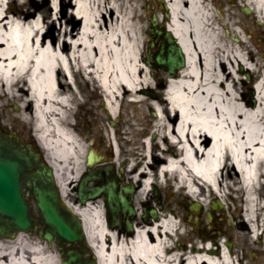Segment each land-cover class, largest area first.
Masks as SVG:
<instances>
[{
    "label": "bare ground",
    "instance_id": "6f19581e",
    "mask_svg": "<svg viewBox=\"0 0 264 264\" xmlns=\"http://www.w3.org/2000/svg\"><path fill=\"white\" fill-rule=\"evenodd\" d=\"M13 1L0 0V91L18 98L24 113L29 109L25 105L30 106L25 122L35 126L63 197L68 184L58 161L75 159L80 165L86 152L73 129L78 125L72 119L78 72L101 88L106 116L124 124L123 132L115 131L113 164L121 161L118 137L125 134L123 179L135 188L136 212L145 208L131 221L134 232L123 219L111 226L100 200L69 204L84 221L98 264H243L235 250L199 234L201 212L215 192L235 203L243 196L244 212L237 204L219 208L220 220L235 222L227 240L235 237L264 251L253 241L264 219V68L232 17L248 8L264 27V0H224L236 7L226 8L224 17L219 8L216 16L215 0H167L169 29L187 62L178 77H169L164 94L151 89L152 66L146 61L155 63V58H141L147 51L141 47L140 20L131 6H124L126 0H70L71 13L58 36H45L46 28L59 18L61 2L69 0H48L55 13L51 21L47 10H34L31 3L38 0H17L18 7H26L10 10ZM241 72L258 75L252 96L256 101L238 89V82L246 80ZM146 108L153 118H146ZM143 119L148 126L143 127ZM142 137H147L145 142ZM63 172L67 180L79 169L73 175ZM165 186L173 188L174 196L193 197L192 203L199 204L192 214V221L197 218L194 229L173 198L160 209L152 203L158 197L154 190ZM150 203L156 217L147 213ZM123 218L131 220L128 214ZM171 231L174 235L168 234ZM16 241L2 247L0 264H60L53 246L23 241V234Z\"/></svg>",
    "mask_w": 264,
    "mask_h": 264
},
{
    "label": "water",
    "instance_id": "95a60500",
    "mask_svg": "<svg viewBox=\"0 0 264 264\" xmlns=\"http://www.w3.org/2000/svg\"><path fill=\"white\" fill-rule=\"evenodd\" d=\"M245 11L249 13V9ZM153 22L158 23L156 16ZM152 35L156 39L162 37L163 42L154 57L155 63H147L178 77L187 62L183 46L170 29L162 28ZM56 182L54 169L33 145L0 126V238H14L23 231L35 233L49 244H57L64 258L62 264H98L95 256H86L90 250L84 222L62 202ZM103 191L112 225L125 213L136 215L133 185L123 187L114 178ZM87 192L84 188L79 191L82 203L97 198L102 189ZM219 206L220 202L212 204L214 209ZM192 209L198 211L199 205ZM147 213L157 216L155 209H148ZM127 224L132 232V222L128 220Z\"/></svg>",
    "mask_w": 264,
    "mask_h": 264
},
{
    "label": "rangeland",
    "instance_id": "374dc122",
    "mask_svg": "<svg viewBox=\"0 0 264 264\" xmlns=\"http://www.w3.org/2000/svg\"><path fill=\"white\" fill-rule=\"evenodd\" d=\"M121 1V0H119ZM238 0H234L233 2L237 3ZM34 2V1H33ZM31 3L33 5L34 10L39 12V10H47L48 11V16L49 20L51 21L52 16H55V13L51 9L50 1L48 0H38L35 1L34 3ZM72 1H67L61 2L60 5V11H59V18H55L53 22V25L46 28L47 35H52L54 32H57V36L59 31H61V25H64L66 23V16H68L69 13H71L70 8H72L73 3ZM215 4L213 6L214 11L216 16H219L218 13V8L222 10V17L226 16L225 9H236L235 6L227 3L224 0H215ZM129 5L133 8L134 12L138 14V18L140 20V26L141 30L140 33L142 34L143 32V38H142V50L143 48L147 45V40H146V34H145V28H146V21L149 15L146 16L147 12L143 6V0H126L125 5ZM19 2L16 0L15 2H11L8 5V8L10 10L15 9V8H25L26 6L18 7ZM125 8V7H124ZM232 12V11H231ZM236 21H239L241 31L245 38L248 40V44L250 45L251 48L255 49L256 52V57L259 60L260 64L264 68V27L260 23H256L254 19L252 18V14H246L244 11H239V13H236L232 16ZM222 32L225 33V30L222 29ZM248 34L251 35V37H248ZM55 35V36H56ZM228 38V37H226ZM231 40V39H229ZM233 41V40H232ZM141 58L142 54H141ZM144 60V59H143ZM152 72L150 73V77L152 78V87L151 89H161V92L164 94V89L166 87V84L168 82V73L159 69V68H150ZM245 75V79L247 81V84H244L242 81L238 82V89H240L241 92H247L249 93V98L252 96V92L254 89V84L257 82L259 79L257 74H249L250 79L248 78V73L243 74ZM75 91L72 92V97L74 100V111H77V114H80L81 122H84L85 125H83L80 129V132L84 135V138L86 137H95V145H97L101 140L105 142H111V139L114 137V132L119 129L120 131H124V124L120 122H116V124L111 125V120L106 116V112L102 108V102H101V96H100V91L101 89L99 86L94 85L93 82H88L84 80V78L79 74H77L76 79H75ZM149 96H152L153 93H148ZM21 102H19L18 98L16 99H10L7 96L3 95V92L0 91V123L3 124L4 126L7 127H14V128H20L22 131L25 129H31L33 125L27 124L25 122L26 116L28 114L30 115V106L25 105L27 108L29 107L28 111L26 113L23 112V107H21ZM19 105L20 107H17ZM20 108V109H19ZM132 110L133 107L130 106ZM121 110H124V104L121 105ZM72 114V119L73 116H75L76 113ZM146 114H147V119L153 118L154 113L149 109L146 108ZM123 120V118H122ZM141 122L144 124L143 127L148 126V123L143 119ZM123 125V126H122ZM113 127V128H112ZM116 127V128H115ZM121 135V134H120ZM151 136V135H150ZM120 139V143L122 146L121 153V163H123L127 157V153L125 151L128 150V145L126 144V138L127 136L125 134L121 135L118 137ZM84 147H89L91 144L89 143H84ZM60 163L59 167L61 168L62 172V178L64 181H66V177L64 176V170H67L66 163L63 161H58ZM120 162L117 164L116 169L117 173L120 172V169L122 168V164ZM124 182V181H123ZM155 191V190H154ZM159 195L157 198L152 200V203H155L156 205L160 203L162 206H166L167 203L171 198L175 200V202L180 205V211L181 213H184L187 217V222H189L191 225V229H194L196 225V221L193 220L192 214H196L195 212L191 211V205L192 199L190 197H185L184 195H173L172 191L173 188H169L168 186L159 188ZM71 194V190L67 188L66 190V195L65 198H68V196ZM225 201V207H228L230 204H232L234 207H236L235 204L240 208L243 204L241 197H237L236 203L235 201L230 198L226 197L224 198ZM260 199L263 201L264 200V188L260 191ZM74 201V200H73ZM212 200L209 201V206L206 210L202 211V221L199 224L198 231L199 234L203 237H208V236H213L219 243H227V242H232V249L235 250V252L238 253V255L242 258L243 264H264V251L257 250L256 248H251L250 243L245 242V241H239L235 239V237H229L227 240V237L225 235L227 233H230V229L232 228V225L235 226V222L233 224H228L227 220H220L219 214L220 210H212L210 207ZM133 205L134 208H136V201L135 199L133 200ZM149 205H152L151 203ZM157 207L160 209L159 204ZM211 210L214 214V220L213 222L210 221L208 211ZM143 209L141 208L137 214L131 218V220L134 221L135 217H138L140 213H142ZM242 211V210H241ZM240 211V212H241ZM191 221V222H190ZM212 224V228H210ZM264 219L262 220V227L261 231L263 235H260L259 237L256 238L254 237V245L255 246H260L264 248V243L262 244V239L264 242ZM23 241L30 242L31 244H36V245H49L46 241H43L41 238H39L35 234H30L23 232ZM17 238L11 239L8 241V243L15 244ZM188 244V242H186ZM49 246H53L52 252L54 254H58L60 258V264H62V257L57 249L56 244H52Z\"/></svg>",
    "mask_w": 264,
    "mask_h": 264
},
{
    "label": "flooded vegetation",
    "instance_id": "af4514ba",
    "mask_svg": "<svg viewBox=\"0 0 264 264\" xmlns=\"http://www.w3.org/2000/svg\"><path fill=\"white\" fill-rule=\"evenodd\" d=\"M143 6L147 12L146 16L149 15L145 28L148 45L145 48L147 51V53L145 52V56L152 58L161 46L163 40L162 38L155 40L151 34L152 32L161 29L166 22H169V17H167L168 13H170L169 3L167 0H143ZM155 16H159L160 22L158 24H155L152 21ZM225 33H227V30H225ZM248 37H251V35L248 34ZM153 41H156L154 47L151 46ZM244 84H246V82ZM79 118H81L80 114L76 113L75 116H73L74 122L78 123V125L74 126L73 129L75 133L78 134L80 140L86 143V138H84V135L80 132L81 121L78 120ZM34 129L35 128L32 127L31 129H25L22 131L20 128L18 129L10 127L9 130H16L25 140L32 141L36 148L39 149L38 144L34 141ZM91 138L93 139L92 143L90 142ZM88 139L89 142L87 143H91V146L86 149L83 159H81V164L78 165L79 162H76L75 159H68L66 162L67 173H72L73 175L76 169H79L77 175L66 180L68 184L67 188L71 190V194L68 196V198H65V200L72 205L75 203L81 204L79 197V190L81 187L87 190L105 188L112 181L115 173L112 147L109 141L105 142L101 140L97 145H95L96 138L94 136L89 137ZM92 147L94 148L92 149ZM89 155H91L90 160ZM95 200H100L101 202L105 203V195L102 194L101 197ZM6 242V240L0 241V253L3 252L1 251L3 246H8Z\"/></svg>",
    "mask_w": 264,
    "mask_h": 264
}]
</instances>
